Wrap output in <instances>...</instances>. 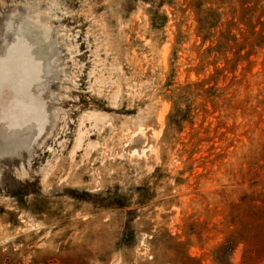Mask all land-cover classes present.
I'll return each mask as SVG.
<instances>
[{"label": "rangeland", "instance_id": "obj_1", "mask_svg": "<svg viewBox=\"0 0 264 264\" xmlns=\"http://www.w3.org/2000/svg\"><path fill=\"white\" fill-rule=\"evenodd\" d=\"M0 264H264V0H0Z\"/></svg>", "mask_w": 264, "mask_h": 264}]
</instances>
